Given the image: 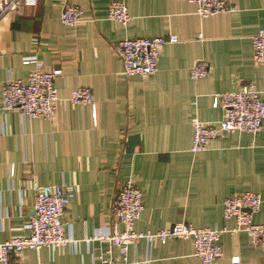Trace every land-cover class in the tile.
<instances>
[{
    "label": "crops",
    "instance_id": "0c3cea01",
    "mask_svg": "<svg viewBox=\"0 0 264 264\" xmlns=\"http://www.w3.org/2000/svg\"><path fill=\"white\" fill-rule=\"evenodd\" d=\"M112 0H36L0 20L1 92L8 79L24 78L27 57L46 71H59L52 121L0 111V242L29 234L31 180L39 185H75L65 220L74 242L56 250H25L11 264H95L109 248L98 240L112 232L111 203L121 183L134 179L144 195L135 230L156 233L182 223L197 229H231L223 205L232 193L262 198L253 222L264 224V133H233L193 154V122L217 125L222 110L214 95L253 86L264 91V66L253 60L251 38L264 30V0H226L228 14L206 19L187 0H126L125 27L107 19ZM82 11V23H61V3ZM173 35L160 52L157 72L129 76L113 45L123 39ZM200 37V38H198ZM205 60L210 73L192 80ZM79 88L91 90L88 105L65 102ZM120 229V226H118ZM216 264H264V248L243 232L223 233ZM116 264H122L113 250ZM134 264H201L191 241L142 239L129 247Z\"/></svg>",
    "mask_w": 264,
    "mask_h": 264
},
{
    "label": "built area",
    "instance_id": "2783aa9c",
    "mask_svg": "<svg viewBox=\"0 0 264 264\" xmlns=\"http://www.w3.org/2000/svg\"><path fill=\"white\" fill-rule=\"evenodd\" d=\"M195 5L196 15L202 19L231 13L235 7L226 0H187ZM34 6L36 0H0V20L14 12L20 4ZM80 8L62 2L61 23L66 27H77L82 21ZM107 19L125 27L131 21L126 0H112L108 6ZM200 38V37H198ZM173 35L155 38L123 39L113 45V51L121 60L126 77L153 76L161 50L168 44L176 43ZM253 60L257 66H264V30H259L251 38ZM23 65L29 69L22 79H8L1 92L2 112L17 111L28 119L52 121L56 115L58 90L56 81L59 71H46L36 57H27ZM210 67L205 60H197L190 70V78H206ZM65 102L88 105L92 108V117L96 120L97 111L93 95L88 88L73 91ZM212 108L222 110V119L217 125L193 122L191 152L206 151L211 141L223 139L233 133H246L257 136L264 133V91L253 86L240 88L234 92L214 95ZM33 192V212L29 217V234L0 242V264H11V257L25 250L38 251L42 248L56 250L74 242L65 234V220L69 205L77 193L75 185L45 186L30 178ZM262 198L258 193H232L226 197L223 205V218L233 221L231 229H197L182 223L156 233H141L134 228L135 222L144 209V195L136 186L134 179H128L118 185L112 203L114 217L112 232L101 236L100 241L109 244L108 250L96 259L95 264H116L113 250L119 253L122 264H134L129 261L128 251L132 244L142 239L150 242L166 240L191 241L193 254L201 264H216L222 256L220 237L223 233L243 232L248 235L253 247L264 248V224L253 222V216L260 211ZM120 226V229L118 228Z\"/></svg>",
    "mask_w": 264,
    "mask_h": 264
}]
</instances>
